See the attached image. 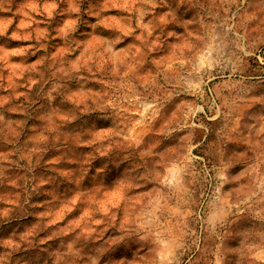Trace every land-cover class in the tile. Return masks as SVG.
Instances as JSON below:
<instances>
[{"label":"clouds","instance_id":"obj_1","mask_svg":"<svg viewBox=\"0 0 264 264\" xmlns=\"http://www.w3.org/2000/svg\"><path fill=\"white\" fill-rule=\"evenodd\" d=\"M185 4L67 0L57 21L56 3L28 0L0 28L13 42L0 43V184L15 189L0 223L24 225L0 239V264L30 249L52 264H200L201 239L264 221V124H241L242 93L264 80V18L225 39ZM237 251L264 264V242Z\"/></svg>","mask_w":264,"mask_h":264},{"label":"rangeland","instance_id":"obj_2","mask_svg":"<svg viewBox=\"0 0 264 264\" xmlns=\"http://www.w3.org/2000/svg\"><path fill=\"white\" fill-rule=\"evenodd\" d=\"M28 0H12V11H0V28L3 27L8 18L13 17L15 9ZM34 2L56 3L58 5L56 20L60 21L63 17L59 14L60 9L67 7V0H34ZM175 6V5H173ZM191 12L195 19H199L201 25L205 27L211 36H220L230 39L232 35L239 31L244 32L245 25L257 18H264V0H196L195 7L188 4L183 6L181 15ZM20 23L19 14L13 19V24L9 27L11 31ZM244 39L245 37H241ZM0 43L8 45L13 43L8 41L6 37H0ZM243 53H238L242 55ZM250 90L242 93L246 108L242 112L241 124L246 129L255 124L259 127L264 124V80L253 79ZM7 115V114H6ZM12 145H8L3 136L0 135V152L7 151ZM17 159L16 156L12 157ZM21 164L24 161H20ZM23 169L15 166L8 169V174H22ZM206 185L200 178L192 186V195H198L199 192L206 190ZM235 188V182L232 185ZM15 189L7 184H0V207H3V199L14 194ZM234 194H237L234 192ZM264 208V204L257 206ZM178 212L179 209H172ZM24 225H8L0 223V239L7 238L13 230L20 231ZM242 242L260 243L264 242V221H260L251 214L240 217L238 221L225 229L219 236H213L212 239H201L199 251L196 256H200V264H205V259L211 258L212 252H216L222 258V264H243L237 249ZM59 245L52 244L48 248L51 252L53 248ZM62 247V245H60ZM2 251V250H0ZM191 253H189L190 255ZM20 259L17 264H23L27 259L29 264H52L53 257H49L47 252H41L39 249H30L26 253H19ZM195 259V257H193ZM111 264V262H110ZM181 264H187V255L181 260Z\"/></svg>","mask_w":264,"mask_h":264}]
</instances>
